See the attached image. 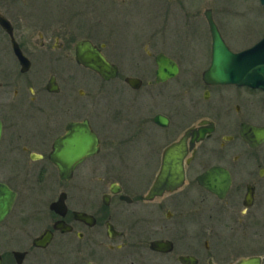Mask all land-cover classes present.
Listing matches in <instances>:
<instances>
[{
    "label": "flooded vegetation",
    "instance_id": "1",
    "mask_svg": "<svg viewBox=\"0 0 264 264\" xmlns=\"http://www.w3.org/2000/svg\"><path fill=\"white\" fill-rule=\"evenodd\" d=\"M103 1L113 16L148 12L157 3L159 22L130 47L131 59L112 39L110 55L106 43H96L103 20H96V0H65L62 10L44 17L36 16L37 0H0V14L13 28L11 34L0 24V184L16 194L0 220V264H240L251 259L264 264V141L252 146L243 135L245 126H264V90L204 80L212 37L202 71L194 67L198 59L166 44V33L175 28L170 15L185 9L187 0ZM193 7L186 14L196 16ZM208 9L214 15L212 7L204 15ZM218 26L234 52L264 37L253 24L237 34L246 42L236 48ZM81 41L101 48L117 67L116 77L105 80L76 60ZM164 57L179 71L160 80ZM182 61L190 63L189 70ZM96 76L109 84L107 118L100 117ZM85 122L98 136L100 150L76 166L72 179L59 180L64 186L78 174H96L91 178L96 203L87 207L72 201L66 189L54 198L51 183L53 172L59 175L51 160L56 142ZM201 127L208 130L197 140L193 132ZM183 141L182 159H173L184 174L182 184L149 199L167 151ZM130 151L144 152L145 162L136 169L127 163ZM154 168L149 186L148 179L137 185L127 177ZM213 169L230 180L224 198L200 183V176ZM81 180L82 187L88 185L86 177ZM22 188L37 194L18 207ZM63 192L68 195L65 216L51 208ZM75 211L91 214L93 224L76 219ZM61 220L71 229L56 227ZM47 232L52 238L44 244ZM156 240L172 242L173 249L152 248ZM160 257L168 262H154Z\"/></svg>",
    "mask_w": 264,
    "mask_h": 264
},
{
    "label": "water",
    "instance_id": "2",
    "mask_svg": "<svg viewBox=\"0 0 264 264\" xmlns=\"http://www.w3.org/2000/svg\"><path fill=\"white\" fill-rule=\"evenodd\" d=\"M260 2L264 5V0H260ZM205 16L212 37V60L210 67L204 73V80L210 84L235 83L264 90V37L252 47L240 52H234L223 38L212 10H206ZM0 24L9 33H13L11 23L1 14ZM76 49V60L80 64L91 68L105 80L116 77L117 67L108 61L100 47L93 45L89 41H81ZM159 64L158 74L160 80L174 76L179 71L178 64L167 57L160 60ZM129 81L133 82L134 79H129ZM164 121H166V118ZM207 130V128L201 127L195 130L193 134L197 136V140H200L205 137ZM243 135L250 145L255 146L264 141V126H245ZM99 150L100 140L93 133L90 125L85 122L78 125L77 129L70 135L58 139L55 144L54 156L51 160L57 166L60 178L69 180L72 179L76 166L84 161L87 156L98 153ZM184 152V141L176 143L167 151L165 164L150 191L149 199H153L167 190H174L182 184L184 174L179 169L176 159H173L176 156H180V159H182ZM210 175H215L212 180H209ZM221 175L219 169H213L200 176L199 180L208 190L217 194L220 198H224L229 189L230 180L227 174ZM15 196V192L0 184V220L10 211ZM66 199L67 193H61L59 199L51 204L52 210L61 216H65L67 213ZM74 214L76 219L93 224L94 217L91 214L83 211H75ZM65 226L67 225L64 220L59 221L56 225V227H62L65 231L71 229L70 226L68 228H65ZM51 238L52 233L47 232L43 236L44 244H47ZM40 239L42 240V238H39L38 241ZM152 248L171 251L173 245L170 241L156 240L152 242ZM181 259L185 262H190V257L182 256ZM254 263L255 260L251 259L240 264Z\"/></svg>",
    "mask_w": 264,
    "mask_h": 264
},
{
    "label": "rangeland",
    "instance_id": "3",
    "mask_svg": "<svg viewBox=\"0 0 264 264\" xmlns=\"http://www.w3.org/2000/svg\"><path fill=\"white\" fill-rule=\"evenodd\" d=\"M63 1L65 2V0H37L36 16L44 17L47 15L45 13L48 11H57L58 9L62 10L63 7L66 6ZM193 1H195V3ZM193 1L192 2L194 4H190V0H187L185 9L181 6L174 15H170V22L175 28L173 32L171 29L173 34L166 33L168 35L165 37V42L169 47L179 49L182 48V50H184L189 57L198 59L199 62L197 64H195V62L193 63L196 70H204L208 65L209 60L211 34L207 19L204 15L206 8H213L215 20L220 27L226 30L227 33L225 35L228 36L229 40L231 37V41L234 43L236 48L242 47V45H244L243 43L246 42L243 37L240 35L237 36V34L241 33L246 27H253L254 24V27L256 28L259 26L261 33L264 31V5H261L260 0H212L211 2L208 0ZM152 3L154 4L153 1ZM155 5L157 6V3L149 5L148 12H146V9L141 11L133 10L128 15L113 16L114 14H112L111 7L107 2H104L103 0H96V20L101 18V16L103 18L101 25L96 27V43H106L107 47L104 51L107 55H110L112 46L110 42L113 40L117 47L124 48V55L128 57V59H131L129 54L130 47L136 43V40L141 39L144 32H146L149 28L155 27L154 25L159 22L158 19H154V17H156ZM190 6H194L193 10L197 11L196 16L186 14V11L189 10ZM259 13V20H256L255 22L254 18L257 17ZM109 29H111L112 32ZM151 31L154 30H149V33H151ZM85 33L86 31L78 32L79 36ZM226 40H228L227 37ZM232 42L229 44L233 46ZM207 56L208 60L206 58ZM200 57H204V59H199ZM182 63L184 70L190 69L189 62L182 61ZM108 90L109 84L100 81L96 76V97L99 96V102L101 100V103L98 104L101 112V116H99L101 118H107L106 114L108 113H104L103 109H108L110 106L109 101L112 96L109 95ZM96 119L99 121V117L97 118L96 116ZM143 154L144 152L133 153L130 151L129 154H127L128 156H126L129 166L136 169L138 165H142L145 162ZM156 173L157 171L155 172L154 168L150 173L145 175H128L127 177L134 183H137V185H141V183H143V179H148L146 185L149 186V180H154ZM83 176L86 177V182H88V185L86 184L85 187H82L81 185V179ZM92 177L96 178V174H78L73 181L64 183V186H60L59 175L54 171L51 177V183L53 185L52 194L53 196L56 195L54 197L56 198L61 189H66V191L71 195L70 198L72 201H74L77 205L87 207L88 205H91L93 201L96 203V189L91 185L93 183L91 179ZM20 193L21 195L18 200V207H22V205L27 203L32 196L35 197L37 191H28L25 188H22ZM83 206L82 208H84ZM154 262L165 263L168 261L166 258L160 257Z\"/></svg>",
    "mask_w": 264,
    "mask_h": 264
}]
</instances>
